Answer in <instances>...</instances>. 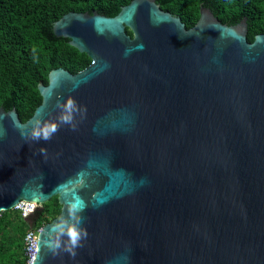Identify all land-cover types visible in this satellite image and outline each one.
I'll return each instance as SVG.
<instances>
[{"label":"water","instance_id":"1","mask_svg":"<svg viewBox=\"0 0 264 264\" xmlns=\"http://www.w3.org/2000/svg\"><path fill=\"white\" fill-rule=\"evenodd\" d=\"M53 32L90 63L50 70L25 122L0 107V212L61 205L33 264H264V33L203 6L187 28L155 0L69 11ZM69 97L76 130L56 119ZM36 120L59 130L35 141Z\"/></svg>","mask_w":264,"mask_h":264},{"label":"trees","instance_id":"2","mask_svg":"<svg viewBox=\"0 0 264 264\" xmlns=\"http://www.w3.org/2000/svg\"><path fill=\"white\" fill-rule=\"evenodd\" d=\"M130 1L0 0V107H14L25 122L42 101L38 84L48 83L50 70L61 67L75 73L90 63V58L71 46L68 38L55 35L54 21L69 11L114 16ZM155 1L163 10L180 17L187 28L197 21L203 6L228 25L245 18L249 42L256 34L264 33V0ZM60 210L54 196L32 216L31 222L13 210L0 212V264H24L25 234L31 226L51 221Z\"/></svg>","mask_w":264,"mask_h":264},{"label":"clouds","instance_id":"3","mask_svg":"<svg viewBox=\"0 0 264 264\" xmlns=\"http://www.w3.org/2000/svg\"><path fill=\"white\" fill-rule=\"evenodd\" d=\"M57 107L61 109L60 115L56 118L59 124H67L70 125L72 130H76V125L74 123V113L76 112H86L85 109H80L77 105V102L74 98L69 97L64 103H57ZM59 130L58 123L56 122H47L42 123L40 120H36L34 122V127L31 130L30 136L31 139L35 141L44 140L48 141L52 138V136ZM43 152L44 150L41 149ZM77 210V205L72 203L69 204L68 212L70 215H73ZM67 235L68 240L70 242V246L66 249L73 256H75V248L79 246L80 240L87 236L86 230H80L75 227L70 228L64 233ZM55 247H59L57 244Z\"/></svg>","mask_w":264,"mask_h":264},{"label":"built area","instance_id":"4","mask_svg":"<svg viewBox=\"0 0 264 264\" xmlns=\"http://www.w3.org/2000/svg\"><path fill=\"white\" fill-rule=\"evenodd\" d=\"M39 203L20 200L13 209L18 211L22 217L26 218L38 208ZM42 226V225H41ZM40 227H30L23 239V259L24 264H33L37 253V240Z\"/></svg>","mask_w":264,"mask_h":264},{"label":"flooded vegetation","instance_id":"5","mask_svg":"<svg viewBox=\"0 0 264 264\" xmlns=\"http://www.w3.org/2000/svg\"><path fill=\"white\" fill-rule=\"evenodd\" d=\"M174 15V14H173ZM127 30H129L128 28H127ZM43 208V205H41L40 207H38L34 212H32L30 215H28L25 219L28 221V222H31V218H32V216L37 212V211H39V210H41ZM32 227V226H31Z\"/></svg>","mask_w":264,"mask_h":264},{"label":"rangeland","instance_id":"6","mask_svg":"<svg viewBox=\"0 0 264 264\" xmlns=\"http://www.w3.org/2000/svg\"><path fill=\"white\" fill-rule=\"evenodd\" d=\"M42 204H38V207H40ZM11 210H13V212H16V213H18V214H20L18 211H16V210H14V209H11ZM20 220H16V222L18 223Z\"/></svg>","mask_w":264,"mask_h":264},{"label":"bare ground","instance_id":"7","mask_svg":"<svg viewBox=\"0 0 264 264\" xmlns=\"http://www.w3.org/2000/svg\"><path fill=\"white\" fill-rule=\"evenodd\" d=\"M35 203V202H34Z\"/></svg>","mask_w":264,"mask_h":264}]
</instances>
